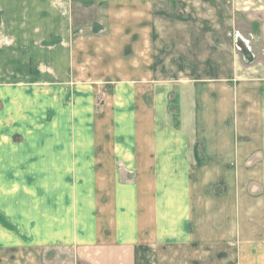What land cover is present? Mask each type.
I'll return each instance as SVG.
<instances>
[{
    "label": "crops",
    "instance_id": "crops-1",
    "mask_svg": "<svg viewBox=\"0 0 264 264\" xmlns=\"http://www.w3.org/2000/svg\"><path fill=\"white\" fill-rule=\"evenodd\" d=\"M165 1L0 0V55L14 42L63 99L45 133L55 157L24 143L0 159V211L15 233L0 234V249L24 264H264V66L233 54L221 79L203 80L200 107L182 109L195 97L184 68L195 53L176 57L165 29L182 14ZM81 10L93 20L77 21ZM259 40L264 49V28ZM203 128L201 168L199 155L183 157Z\"/></svg>",
    "mask_w": 264,
    "mask_h": 264
},
{
    "label": "rangeland",
    "instance_id": "rangeland-1",
    "mask_svg": "<svg viewBox=\"0 0 264 264\" xmlns=\"http://www.w3.org/2000/svg\"><path fill=\"white\" fill-rule=\"evenodd\" d=\"M165 9L167 13L182 14V21L176 20V27H174L176 24H172L166 26L165 29L166 35L170 34L172 37H176L177 43L175 46L179 48L176 50V57L185 56V54L187 57H193V53H195L194 60L187 62L184 66L187 71L193 69V76L196 77L194 86H192L195 97L191 103L189 102L188 106H184L182 109H189L191 106V109L194 110L196 105L200 107L199 103L204 89L201 87L204 85L203 80L221 79L222 75L225 74L224 70L227 69L228 65L230 66V57L233 54L249 53L255 57V61L258 60L257 63L264 66V49L257 45L260 41L261 29L264 28V0H166ZM79 13L80 16H78L77 21H80L81 16H83L85 22L93 20L91 10H81ZM169 20L173 23V16H170ZM177 34L181 39L183 38L182 41L177 37ZM153 36H155L153 43L156 46L157 35ZM5 47L6 52L0 55V159L2 157L13 159L11 154L14 152L20 154L21 146L24 143L27 144L24 147L26 150L24 153L26 154L33 153L36 154V157H55L56 152H51V145L45 143V133L46 126L50 127L48 120L53 117L50 111L62 104L63 99L60 93L58 94L55 90L41 85L39 81H35V70L20 62L21 60L17 58L20 51L14 42L12 44L8 41ZM201 48H205V51ZM156 53L157 50H155V56H157ZM166 53H170L172 56L175 51L170 47L166 50ZM207 59L209 60L206 61ZM253 63L254 61L251 59L250 65ZM215 66H218V73ZM38 68V72L48 74H56V70L61 69L52 66H39ZM154 69L157 71L158 67L155 66ZM167 69H170V67L167 66ZM88 70L89 73H93L90 67ZM96 71L94 73L98 75V71ZM154 79H158V77L154 76ZM103 80H107V78H103ZM228 83L235 84L233 81H228ZM67 85L70 93L76 90L74 82L70 81ZM159 85L155 81V84H151L150 88L153 87L154 92L157 94L160 91ZM93 86L102 89V85L98 86L94 83ZM140 86V83L135 84L136 88ZM105 89L104 86L103 90ZM70 93L65 97V104L70 99ZM23 95H27V97ZM95 102V109L99 111L105 102L104 95L97 96ZM25 108L29 109L28 114H21ZM61 111L62 109L57 112ZM189 117L190 112H186L185 120H188ZM55 123L57 122L55 121ZM182 132L187 137H189V134H193L190 130H183ZM204 132V128L198 129V136L192 137L193 145L186 151V154L189 155L183 157L184 160L185 158L189 159L190 155H199L196 160L198 167L201 168L202 165H205L206 143L200 142V139L204 138ZM49 134L55 135V133ZM28 138L32 139L31 145ZM41 141L44 144H41ZM4 148L6 151L3 150ZM7 167L6 177L8 180L9 177H13V170ZM11 212L12 209L8 211V213ZM0 216L11 224L8 227L0 220V234L6 233L13 238L15 234L12 227L13 223L1 211ZM1 249L0 264H16V262L20 264V261H22L21 264H24V259L16 258L12 246ZM26 262L30 264L29 260Z\"/></svg>",
    "mask_w": 264,
    "mask_h": 264
}]
</instances>
